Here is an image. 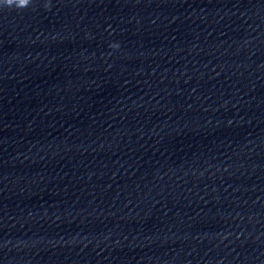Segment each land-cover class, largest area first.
Instances as JSON below:
<instances>
[{"label": "clouds", "instance_id": "obj_1", "mask_svg": "<svg viewBox=\"0 0 264 264\" xmlns=\"http://www.w3.org/2000/svg\"><path fill=\"white\" fill-rule=\"evenodd\" d=\"M33 3V0H0V10L2 9H15V10H23L28 8ZM44 8L46 10L51 9L50 0L44 4ZM112 48H119L118 43H113L110 45Z\"/></svg>", "mask_w": 264, "mask_h": 264}]
</instances>
